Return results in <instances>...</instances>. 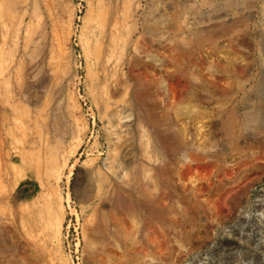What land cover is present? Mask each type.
I'll return each mask as SVG.
<instances>
[{
	"label": "rangeland",
	"instance_id": "rangeland-1",
	"mask_svg": "<svg viewBox=\"0 0 264 264\" xmlns=\"http://www.w3.org/2000/svg\"><path fill=\"white\" fill-rule=\"evenodd\" d=\"M0 264H264V0H0Z\"/></svg>",
	"mask_w": 264,
	"mask_h": 264
},
{
	"label": "bare ground",
	"instance_id": "bare-ground-1",
	"mask_svg": "<svg viewBox=\"0 0 264 264\" xmlns=\"http://www.w3.org/2000/svg\"><path fill=\"white\" fill-rule=\"evenodd\" d=\"M205 3H209L212 0H204ZM27 6V5H26ZM24 13V12H23ZM25 14V13H24ZM219 15V14H218ZM219 16H216V18H218ZM23 19V18H22ZM30 22V21H29ZM29 24V23H28ZM31 29V28H30ZM32 31V30H31ZM31 33V32H30ZM30 33L27 32V34L30 35ZM26 34V35H27ZM25 35V36H26ZM32 35H34V33H32ZM31 36V35H30ZM27 37V36H26ZM29 36H28V41L29 40ZM24 43V42H23ZM26 43V41H25ZM27 46V45H26ZM26 49V47H24ZM28 72V71H27ZM22 76V75H21ZM20 76V77H21ZM27 77V76H26ZM21 79V78H20ZM24 96V95H23ZM233 132V131H232ZM231 133V131L229 132ZM191 161L199 163L200 161L203 160V158L197 154H189L188 156ZM219 164L215 161L211 162V163H204L200 165H197L195 163L193 164H188L186 166H180L179 171H177V177L178 180L180 181H186L188 182L189 180L192 181L191 179H193V167H196V169L198 170L199 168H202L203 166H206L208 174H213V172L215 171V167L218 168ZM228 170V169H227ZM204 171V170H203ZM230 171V170H229ZM228 172L225 170L224 174L218 173V175L216 176V179H213V177H211V175H209L207 177V179L205 181L200 182L199 184H197L195 187L191 188V192L190 194L192 195L191 197V201L189 206V209L191 210L193 207L197 206L198 203V199L200 197H202L203 195H207V202L208 204H212L211 198L215 193H218L219 191H222L223 188H225V179L228 176ZM195 177V176H194ZM205 178V177H204ZM204 180V179H203ZM187 184V183H186ZM233 192H235L234 189H225L223 190L219 195H218V199H226L227 196L231 195ZM42 197V195H41ZM221 197V198H220ZM238 198H235V201H237ZM219 204V203H218ZM221 204V203H220ZM214 205V204H213ZM224 205V204H223ZM215 206V205H214ZM225 206V205H224ZM217 209H219V206L217 207ZM221 209V208H220ZM20 210V209H19ZM229 208L227 207L226 209V213L229 212Z\"/></svg>",
	"mask_w": 264,
	"mask_h": 264
},
{
	"label": "crops",
	"instance_id": "crops-1",
	"mask_svg": "<svg viewBox=\"0 0 264 264\" xmlns=\"http://www.w3.org/2000/svg\"><path fill=\"white\" fill-rule=\"evenodd\" d=\"M32 191H33V189H32V187L30 185H23L21 187V193H22L21 197H24V195H25L26 192L27 193H30Z\"/></svg>",
	"mask_w": 264,
	"mask_h": 264
}]
</instances>
